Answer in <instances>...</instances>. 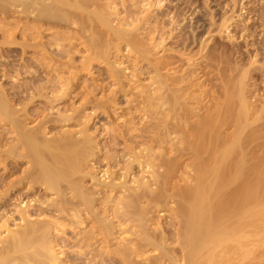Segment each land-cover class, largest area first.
<instances>
[{
	"label": "bare ground",
	"instance_id": "obj_1",
	"mask_svg": "<svg viewBox=\"0 0 264 264\" xmlns=\"http://www.w3.org/2000/svg\"><path fill=\"white\" fill-rule=\"evenodd\" d=\"M171 3L170 0H0V264H264L263 141L259 143L260 149L257 144V149L249 142L253 140L244 139L251 148L242 152L244 142L235 136L243 132H238L243 126H236L240 115L237 117L235 111L231 115L237 127L232 133L234 139L224 144L222 141L221 147L216 138L220 130L218 135L217 131L210 133L211 126L218 124L220 129L223 125L215 120L232 118L225 102L232 104L234 100L236 105L237 94L242 98V93H237L241 88L229 90L228 84L227 90L233 92L225 91L232 99L217 103L222 106L224 102L223 111L229 112V117L218 116L223 111L217 105L216 110L213 106L215 114L211 109L213 116L210 115L215 120L209 117L211 122H205L208 118L205 112V118H200V110L206 105L205 95L203 98L198 92L194 95L191 89L196 83L186 80L189 75L166 73L177 59L166 56L167 60L161 53L164 59L158 58L153 63L151 58L159 51L156 48H161L172 36H166L168 31L177 29L185 18L186 10L174 12ZM124 46L137 53L136 62L139 58L151 60L152 83L156 84L154 88L153 84L142 85L130 98L127 94L137 81L140 83L144 70L140 74L134 72L136 65L131 58L121 54ZM232 49L233 46L229 50ZM83 51L85 55H79ZM9 53L12 60H8ZM95 60L107 61L106 76L111 80L107 87L102 80L99 83V79L89 78L93 81L90 83L81 74L89 71ZM10 72L16 75L17 82L6 87L8 81L4 77H14ZM221 72L223 75L224 71ZM99 74L104 76L103 72ZM81 80L87 82L86 85L82 82L85 88L82 87L88 91L89 99L79 105L68 103L66 97L73 87L79 88ZM127 85L131 86L130 91ZM101 91L102 97L98 95ZM125 98L127 105L119 107L130 117L127 115L121 121L122 117L115 114L117 122L108 120L103 129L93 126L94 114H88L87 110L90 106L100 111L99 117L108 113L112 119V113ZM244 99L239 100L242 103ZM38 100L43 104L37 106ZM59 101L63 107L57 109L55 102ZM246 103L239 105V109L245 108L244 115L248 112L249 102ZM233 108L234 105L230 109ZM191 116L204 121L202 124L196 121L195 131L190 127L193 133L189 121L184 124L187 119L193 121ZM33 122L36 124L31 125ZM72 124L77 129H71ZM174 132L180 136H176L179 138L176 142ZM187 159L190 162L184 166ZM182 165L194 170L189 186L183 182L186 169L179 174L183 177L180 183L187 187L173 184ZM158 166L164 169L160 171ZM162 206L170 208L171 213L164 219L159 216V220L155 213ZM151 248L156 251L152 256L147 254Z\"/></svg>",
	"mask_w": 264,
	"mask_h": 264
},
{
	"label": "rangeland",
	"instance_id": "obj_2",
	"mask_svg": "<svg viewBox=\"0 0 264 264\" xmlns=\"http://www.w3.org/2000/svg\"><path fill=\"white\" fill-rule=\"evenodd\" d=\"M124 1V0H123ZM178 1V2H177ZM186 3H185V2ZM128 2V1H127ZM172 2V3H171ZM129 3V2H128ZM170 3H171V9H172V11H174V12H176L177 10H182L183 9V11H185L186 12V14H185V18H184V21L183 22H180L179 24H177L178 25V27L177 26H175V27H177V29L175 28L174 30H170V31H168V33L166 34V36L168 35L169 36V34H171L172 36H169L168 37V39H170V40H166V42H164L165 44H162V46H160L161 48H156V50L158 49L159 51H156V53H155V55L156 56H154V57H152L151 58V60L153 61H156V60H158V58H159V60L160 59H162L163 57L165 58L166 56H168L169 58H170V60H174V58H176L177 59V61L179 62V65H178V62H176L175 64H173L172 66H174V68L171 66L170 67V69H167L166 71L164 70L163 72H166V73H169L170 72V74H172V75H175V73H176V76L177 75H191V77L189 78V76H186V80H189L190 79V81H188L189 83H196V84H194L193 85V87H192V84H191V89H192V91L194 92V95H195V93H196V95H198V93H199V95H203V96H201L202 98L204 97V95H205V97L203 98V100H204V104H206L207 105V107H206V105H203L204 106V108L202 107V109L200 110L201 112H200V114L202 115V117H200L202 120H203V117H204V113L203 112H205V117L207 118H209V117H211L210 115H212V112H214V114H215V111H214V109L216 110V106L218 105V104H220L221 103V100H223V101H227V99L229 100V99H232L231 97V95H229V93H232L233 91H228L227 90V88H226V86H228V84H229V87H228V89L229 90H233V89H235L236 91L237 90H239L240 88V90L239 91H237V93L239 92V93H246V94H241V96H242V98L244 99V98H247L248 99V97H249V99L247 100H242V103H241V101L239 100V99H242L241 97L239 98L238 96H239V94H237L238 96H237V99L235 98V100H237V104L235 105V103L233 102L234 100H232V104H230V103H228V102H230V101H227V102H225L226 103V105L227 104H229L231 107L234 105V110L233 109H230L231 107L229 106V105H227V107H226V105L224 104L223 105V103L221 104L222 106H220V105H218V106H220V108L222 109V111L223 110H225V107H226V110L227 111H229L231 114H230V117H232V118H226L225 116H226V114H227V116L229 115L228 113L229 112H227V111H223V113L224 112H226V113H220L218 116H222L223 115V117H225L224 119H222V118H219V120H215L213 117H211V118H213V120H215V121H218L219 123H223V125H221V128L219 129V125L217 124V123H215V122H213L214 124H217V127H218V129H216L217 127L215 126V127H213V126H211V128L213 129V128H215V129H210V133H212L211 135H213V134H215V132H216V134L218 133V130H220L219 131V137L221 138V140L219 139V137H216L217 135H215V137L216 138H218V140H219V142H220V146L222 145V144H224V142L226 141V143L228 142V141H231L232 140V138L234 137V135H233V137H232V133H234V129H235V131H237L236 130V126H238V128H239V125L238 124H240V127L241 126H243V127H241L240 129H242V130H238V132H241V131H243L241 134H239V133H237L236 135L237 136H235V138H238V136H239V140H242V141H240L241 143L242 142H244L245 143V141L248 139V140H253L254 141V139L256 138V140L253 142V141H249L251 144L253 143L254 145H255V147L257 148V144L259 145L258 147H259V149L261 148V144H262V142H261V140L263 141V146H264V111H263V108H264V0H183V1H181V0H170ZM193 3V4H192ZM173 6H175V7H173ZM187 6V7H186ZM189 6V7H188ZM179 7V8H178ZM183 7V8H182ZM175 8V9H174ZM177 8V9H176ZM187 8V9H186ZM170 9V10H171ZM190 10V11H189ZM189 11V12H188ZM157 11H154V15H155V13H156ZM157 14V13H156ZM199 14V15H198ZM224 20V21H223ZM222 23H223V25H222ZM183 24V25H182ZM193 25V26H192ZM181 27H183V28H181ZM186 29V30H185ZM194 30V31H193ZM201 30V31H200ZM171 31H174V32H171ZM184 31H185V33H184ZM189 31H190V34H189ZM176 32V33H175ZM179 33V34H178ZM181 33V34H180ZM195 33V34H194ZM173 34H175V35H173ZM188 37H187V36ZM193 35H194V37H193ZM196 35V36H195ZM181 36V37H180ZM186 38H185V37ZM179 37V38H178ZM191 37V38H190ZM172 38V39H171ZM198 39V42L196 41L197 39ZM21 39V38H20ZM19 39V40H20ZM177 39H179V40H177ZM188 39V40H187ZM176 40V41H175ZM185 40V41H184ZM191 40H193V41H191ZM196 42H195V41ZM232 41V42H231ZM205 42V43H204ZM231 42V43H230ZM178 43V44H177ZM182 43V44H181ZM191 43V44H190ZM226 44V45H224V44ZM185 44V45H184ZM167 45V46H166ZM192 45V46H191ZM222 45V47H223V45L225 46V52H224V49L221 47L220 48V46ZM230 45V46H229ZM204 46V47H203ZM217 46H219V48L217 47ZM229 46V47H228ZM232 46H233V49L230 51L229 49H231L232 48ZM79 48H80V45L78 46ZM190 47V48H189ZM226 47H227V49H226ZM235 47V48H234ZM123 48H125V50L123 49L122 51H121V54H122V56H129V58H131L130 60H132L133 62H131L132 64H134V65H136L135 67H134V69L135 70H137V71H135L134 70V72H137V73H141V70H142V72H143V70H144V74L143 73H141V81H140V83H142V84H140V83H138V81L135 83V85L136 86H134L135 88L131 91V92H129L128 94L127 93H125V94H127L128 96L130 95L131 97H132V95H133V92H138L139 90H141L142 88H141V86L142 85H145V86H150V85H152L153 83V79H152V74H153V72H152V69H151V60H147V61H143V59L141 60L140 58H139V62L141 63V65H140V63L139 62H136V61H138V60H136V59H138L137 58V53L135 52V51H133V52H130L131 50H128V49H130L129 47H126V46H124ZM128 48V49H127ZM180 48V49H179ZM182 48V49H181ZM210 48V49H209ZM215 48V49H214ZM166 51H165V50ZM212 49V50H211ZM219 49V51L217 52V50ZM169 50V51H168ZM204 50V51H203ZM210 50H211V52H210ZM237 50V53L235 52ZM125 51V52H124ZM178 51V52H177ZM186 51V52H185ZM188 51V52H187ZM202 51V52H201ZM214 51H216L217 53H219V54H216V52H214ZM223 52V54L221 55V53ZM228 53H227V52ZM125 53V55H123L124 53ZM128 52H129V54H128ZM135 52V53H134ZM167 52H168V54H167ZM180 52V53H179ZM214 52V53H213ZM239 52V53H238ZM12 53V52H11ZM84 54V51L83 52H81V53H79V55L81 54L82 56H83V54ZM132 53V54H131ZM158 53V54H157ZM161 53H162V56H161ZM211 53V54H210ZM225 53V54H224ZM226 53H227V56H229L228 54H230V57H229V59L231 58V57H233L232 59H230V60H232V61H230L229 59H228V57L226 56ZM234 53H235V55H234ZM242 53H243V55H242ZM13 54H14V52H13ZM165 54V55H164ZM176 54H178V55H176ZM210 55V57H209V55ZM214 54L216 55V56H214ZM8 55H11L10 53L9 54H7V56ZM30 57H32L31 55H33V54H28ZM85 55V54H84ZM188 57H187V56ZM211 55H213V56H211ZM225 55V56H224ZM239 55V56H238ZM6 56V57H7ZM135 56H136V58H135ZM160 56V57H159ZM180 56V57H179ZM183 56V57H182ZM189 56H190V58H189ZM220 56V57H219ZM222 56H224V57H222ZM9 57V56H8ZM33 57H34V55H33ZM32 57V58H33ZM79 58H82V57H80V56H78ZM133 57V58H132ZM168 57H166L165 59H169ZM174 57V58H173ZM225 57L227 58V59H225ZM245 57V58H244ZM11 58V59H10ZM20 59H21V56L19 57ZM19 58H18V60H19ZM163 58V59H164ZM173 58V59H172ZM222 58H224V59H222ZM237 58H239V59H237ZM242 58V59H241ZM6 60L8 59V58H5ZM13 58L10 56L9 57V59L8 60H12ZM29 59V58H28ZM175 59V60H176ZM181 59V60H180ZM216 59V60H215ZM222 59V60H221ZM234 59V60H233ZM66 60V58L65 59H63L62 61L64 62ZM214 60V61H213ZM224 60V61H223ZM227 60V61H226ZM244 60V61H243ZM97 61H99V62H97ZM154 61H153V63H154ZM182 61V62H181ZM210 63H209V62ZM218 61V62H217ZM221 63H220V62ZM223 61V62H222ZM225 61H226V63H228V61H229V63L227 64L228 65V68H226L227 67V65H226V63H225ZM234 61V62H233ZM240 61V62H239ZM242 61H243V64H242ZM19 62H23V60L21 61H19ZM18 62V63H19ZM148 62H150V63H148ZM188 62V63H187ZM237 62H239V63H237ZM94 65H92L91 66V68H89L88 70L89 71H87V70H85V71H82L81 72V74L82 75H84L85 77H87L88 78V80H89V78H92V80H95V79H99L98 80V82L99 83H103L104 84V86H105V84H106V87H107V85H108V83L111 81V80H107V79H110L109 77L107 78V72L105 71V70H107V68H108V64H107V61H100V60H95L94 61ZM128 62H126V64H127ZM185 63V64H184ZM190 63V64H189ZM209 63V64H208ZM216 63L218 64H220V65H218V66H216ZM225 64V65H223V64ZM233 63V64H232ZM125 64V65H126ZM146 64H148V65H146ZM205 64V65H204ZM206 64H208V65H206ZM211 64V65H210ZM230 64V65H229ZM235 64H236V66H235ZM251 64V65H250ZM195 67H194V66ZM197 65V66H196ZM210 65V66H209ZM222 65L224 66V67H222ZM240 65H242L241 67H240ZM245 65V67H243ZM247 65V66H246ZM97 66V67H96ZM149 66V67H148ZM179 66V67H178ZM190 66V67H189ZM205 68H204V67ZM208 68H207V67ZM232 66H233V68H232ZM238 66V67H237ZM104 68V71H102V69ZM180 67H181V69H180ZM187 67V68H186ZM211 67V68H210ZM258 67V68H257ZM260 67H261V69H260ZM100 68V69H99ZM176 68V69H175ZM195 70V72H193L194 70ZM200 68V69H199ZM211 70H210V69ZM224 68H226V69H224ZM235 68V69H234ZM257 68V69H256ZM34 68L32 67L31 68V70H33ZM99 69V70H98ZM149 69V70H148ZM173 69V70H172ZM175 69V70H174ZM178 69V70H177ZM185 71H184V70ZM189 69V70H188ZM191 69V70H190ZM204 69L206 70V71H204ZM207 69H209V70H207ZM221 69V70H220ZM228 69H229V71H228ZM231 69V70H230ZM232 69H234V71L232 70ZM241 69V70H240ZM96 70V71H95ZM145 70H146V72H145ZM148 70V71H147ZM193 70V71H192ZM200 70V71H199ZM203 70V71H202ZM225 70H227L228 71V73L230 74H228L227 73V71L225 72ZM93 71V72H92ZM101 71V72H100ZM130 71V70H129ZM176 71V72H175ZM181 71V72H180ZM184 71V72H183ZM197 71V72H196ZM208 71H209V73H208ZM212 71H214V72H212ZM221 71H224L223 72V75H221L222 74V72ZM236 71H240L239 73L237 72V74H238V76L235 74L236 73ZM90 72H92V73H90ZM96 72V73H95ZM102 72H103V75L104 76H99L100 74L99 73H101L102 74ZM105 72V73H104ZM188 72V73H187ZM200 72V73H199ZM210 72H212L211 74H210ZM221 72V73H220ZM10 73H12V72H10ZM185 73V74H184ZM204 73H205V75H204ZM224 73H226V74H224ZM99 74V75H98ZM203 74V75H202ZM214 74V75H213ZM220 74V75H219ZM228 74V75H227ZM240 74H242V76L240 75ZM12 75H13V73H12ZM15 75V74H14ZM13 75V76H14ZM195 75V76H194ZM201 75V76H200ZM207 75V76H206ZM212 75V76H211ZM216 75H217V77H220V78H217L216 77ZM219 75V76H218ZM225 75V77L227 78H225V77H223ZM227 75V76H226ZM234 75H236L235 77H234ZM246 75V76H245ZM16 76V75H15ZM14 76V77H15ZM197 76V77H196ZM206 76V77H205ZM214 76V77H213ZM229 76V77H228ZM233 76V77H232ZM11 77V75L10 76H8L7 78L6 77H4V80L6 79V81H8V82H6V87H10L11 85H10V82L12 83V82H17L16 80H17V78L15 77ZM99 77V78H98ZM106 77V78H105ZM148 77H150V80H149V78ZM193 77V78H192ZM213 77V78H212ZM222 77H223V79L225 80L226 79V81L225 82H223L222 80H220V79H222ZM233 79H232V78ZM236 77H238V79H236ZM239 77H241V78H239ZM192 78V79H191ZM211 79V80H209V79ZM232 80H231V79ZM14 79V80H13ZM16 79V80H15ZM106 79V80H105ZM137 79V78H136ZM213 79H214V81H213ZM216 79V80H215ZM219 79V80H218ZM237 81H236V80ZM102 80V81H101ZM144 80V81H143ZM193 80V81H192ZM199 80H200V82H199ZM203 80V81H202ZM208 80V81H207ZM230 80V81H229ZM234 80V81H233ZM241 80V81H240ZM21 81V80H20ZM101 81V82H100ZM104 81H106L105 83H104ZM151 81V84L149 83ZM197 81H198V83H197ZM212 82V83H210V82ZM227 81H228V83H227ZM232 81L234 82V84L236 85H234V84H232ZM240 83H239V82ZM3 82V81H2ZM86 85V83L87 82H85L84 80H81V85L79 86V88L78 87H76L75 86V88L73 89L72 88V91H71V89H70V91H71V93H70V95L68 96V97H66L67 99H68V103H71V101H72V103L74 104V103H76L75 105H79V104H81V102H85L86 101V99L88 100L89 99V97H90V95L88 94V91L87 90H84V84ZM89 82L91 83H93V81H91V79L89 80ZM203 84H202V83ZM215 82H216V84L219 86V88H218V86L215 84ZM236 82V83H235ZM239 83V85H238V83ZM253 82H255V83H253ZM257 82V83H256ZM1 83V82H0ZM143 83H145V84H143ZM148 83V84H147ZM205 83H206V85H205ZM225 85H224V84ZM226 83H227V85H226ZM231 83V84H230ZM248 83H249V85H248ZM253 84V85H250V84ZM102 84V85H103ZM202 84V85H201ZM211 84H213L215 87H213V85H211ZM224 86V87H222V85ZM255 84H257V85H255ZM139 85V86H138ZM197 85V86H196ZM245 85H248V86H245ZM34 86H36V85H34ZM84 88H83V87ZM138 86V87H137ZM156 86V84H153L152 85V87L154 88ZM207 86V87H206ZM212 86V87H211ZM249 86H251V87H249ZM82 87V88H81ZM111 87H113V86H111ZM129 87V88H128ZM140 87V88H139ZM142 87H144V86H142ZM195 87H197V88H195ZM247 87V88H246ZM65 88V87H64ZM115 88H116V86H115ZM127 90H129L130 91V89H132L131 88V86H128L127 85ZM207 88V89H206ZM212 88H213V90H212ZM221 88V89H220ZM224 88V89H223ZM231 88V89H230ZM245 88V89H244ZM253 88V89H252ZM107 89V88H106ZM113 89V88H112ZM138 89V90H137ZM196 89H199V90H197L196 91ZM201 89V90H200ZM217 89H219V90H217ZM244 89V90H243ZM246 89L248 90V91H246ZM252 89V92L251 91H249V90H251ZM33 90V89H32ZM79 90V91H78ZM205 90V91H204ZM212 90V91H211ZM217 90V91H216ZM229 92L228 94H227V92ZM235 90H234V93H236L235 92ZM242 90V91H241ZM257 90V91H256ZM82 92V94H80L81 92ZM202 91H204V92H201ZM206 91L208 92V93H206ZM216 93H215V92ZM223 91H225V92H223ZM243 91H245V92H243ZM76 92V93H75ZM104 92V91H103ZM108 92V91H107ZM192 92V93H193ZM198 92V93H197ZM222 93L221 95L222 96H218L217 95V97L215 96L217 93L218 94H220V93ZM251 93V95H250V93ZM86 93V94H85ZM101 93H102V91L101 92H99V96L100 97H102V95L104 94H102L101 95ZM211 93H213V95H211ZM249 93V94H248ZM84 94H85V96L86 95H89L88 97L86 96H84ZM207 94V95H206ZM208 94H209V96H208ZM78 95H81V97L80 96H78ZM224 95H225V97H224ZM229 95V96H228ZM235 96H236V94H234ZM246 95H247V97H246ZM249 95V96H248ZM255 95H257V96H255ZM77 96V97H76ZM98 96V97H99ZM127 96V97H128ZM130 96L128 97V98H130ZM208 96V98H206ZM212 96V97H211ZM77 99H76V98ZM222 97V98H221ZM227 97H230V98H227ZM74 98L76 99V100H74ZM216 98V99H215ZM220 98V99H219ZM239 98V99H238ZM70 99V100H69ZM81 99H83L84 101H82ZM126 99V100H125ZM125 99H123L124 100V102L122 101V104L120 103V104H118V107H116V109L115 110H117L116 112H114V114L112 113V115H114V117L113 118H115V120H113V118L111 119L110 117V114H108V113H102L101 115H100V117L98 116V114L100 113V111L99 110H97V112H96V109L95 108H93V105L92 104H89V105H92V106H90V108H88L87 110L89 111V113H88V111H87V113L88 114H90L91 112V114L90 115H92V114H94L93 116V118H95V123H94V127H98V128H102L103 126V124H105V125H107L108 123L106 122V121H116L117 120V117L115 116V114H118V115H120V118L121 119H119V116H118V119L119 120H123L124 119V117L126 118V116L128 115L126 112V110H122V108L121 107H125L127 104V98H125ZM216 101V103H215V101ZM217 99H218V101H217ZM212 100H213V102H212ZM256 100V101H255ZM70 101V102H69ZM208 101H211V102H208ZM243 101H245V103H246V101H247V103L246 104H248V102H249V104H248V106H246V109L248 110V112L246 111L245 112V115H244V111L243 110H245V108L243 109V107H242V109H241V107H240V109H239V105L240 106H243L242 104H243ZM254 101V102H253ZM39 102H40V104H39ZM240 102V104H238ZM207 103H209V104H207ZM216 105H215V104ZM218 103V104H217ZM251 103V104H250ZM254 103V104H253ZM256 103V104H255ZM259 103V104H258ZM43 103H41V101L40 100H38L37 102H36V105L38 106V105H42ZM55 104L56 105H58L56 108L57 109H59V108H61V107H63V105H62V103L59 101V103L58 102H55ZM261 104V105H260ZM62 105V106H61ZM124 105V106H123ZM196 105V104H195ZM194 105V106H195ZM208 105L210 106L209 108H208ZM254 105L256 106V107H254ZM60 106V107H59ZM119 106H121V107H119ZM213 106H215V108L213 107ZM236 106V107H235ZM252 106V107H251ZM59 107V108H58ZM238 107V108H237ZM249 109H248V108ZM258 107H260V109L258 108ZM207 108H208V110H210V111H208L207 110ZM214 108V109H213ZM219 108V107H218ZM224 108V109H223ZM256 108H257V111H256ZM57 109H55V114L57 113ZM120 109V110H119ZM204 109V110H203ZM206 109V110H205ZM211 109H212V112H211ZM221 109L219 110V112H221ZM239 109V110H238ZM255 110L256 112H254V111H252V110ZM259 109V110H258ZM120 113H119V112ZM122 111V112H121ZM126 111V112H125ZM197 111H198V109H197ZM235 111V112H237L236 113V116L238 117L239 115L241 116V118H240V116H239V118H236V116H235V118L237 119L236 120V122L238 121V123L236 124V126H235V123L236 122H233V119H234V113L233 112ZM240 111V112H239ZM71 112V111H70ZM96 112V113H95ZM126 114H125V113ZM210 112H211V114H210ZM252 112H254V113H252ZM259 112V113H258ZM260 112H262L261 113V115H260ZM122 113V114H121ZM123 113L125 114V115H123ZM232 113L234 114L233 116H231L232 115ZM241 113V114H240ZM108 116H107V115ZM137 114V113H136ZM238 114V115H237ZM251 114V115H250ZM123 115V116H122ZM207 115H209V116H207ZM225 115V116H224ZM244 115V116H243ZM258 115V116H257ZM263 115V116H262ZM105 116V117H104ZM129 116V115H128ZM213 116V115H212ZM248 116H250V117H248ZM257 116V117H256ZM262 116V117H261ZM109 117V118H108ZM130 117V116H129ZM192 118V120L193 121H191V120H189V119H187L186 120V122L184 123V124H186L188 121H189V128L191 127L192 129L194 128V125L198 122V123H200V124H202L204 121L205 122H207V120L209 121V122H211V120H210V118L208 119H206V120H204L202 123H201V121H200V118L199 117H197V116H191ZM204 117V118H205ZM229 117V116H228ZM243 117V118H242ZM247 117V118H246ZM253 117V118H252ZM97 118H99L98 119V121H99V123H98V121H97ZM190 118V117H189ZM249 118L251 119H254V121L255 122H253V120L251 119V120H249ZM255 118L257 119V120H255ZM258 118H261L260 120L258 119ZM39 119V118H38ZM41 119V118H40ZM197 119V120H196ZM218 119V118H217ZM230 119H232V124H230L231 123V120ZM239 119V120H238ZM101 120V121H100ZM118 120V121H119ZM136 120H138V119H136ZM221 120H224V122L223 121H221ZM225 120H227L226 122H227V125L225 124L226 122H225ZM246 120V121H245ZM263 120V121H262ZM197 121V122H196ZM221 121V122H220ZM235 121V120H234ZM260 121V122H259ZM35 122L37 123L38 122V120H35ZM35 122H33L31 125H35L36 123ZM93 122H94V120H92L90 123L91 124H93ZM117 122V121H116ZM191 122V123H190ZM240 122V123H239ZM246 122V123H245ZM250 122V123H249ZM262 122V123H261ZM197 123V124H198ZM244 125H243V124ZM254 123H255V125H254ZM261 123V124H260ZM190 124H192L191 126H190ZM196 124V125H197ZM200 124H199V126H200ZM229 124V125H228ZM245 124H246V127H248L247 129H246V127H245ZM248 124V125H247ZM195 125V126H196ZM224 125H226L225 127H227V128H225L224 127ZM231 125V126H230ZM234 125V126H233ZM250 125V126H249ZM254 125V126H253ZM259 125V126H258ZM74 125L72 124L70 127H72L71 129H77V127H76V125L73 127ZM193 126V127H192ZM262 126H263V128H262ZM198 127V126H197ZM224 127V128H223ZM233 129L232 130V132H230L231 131V128ZM235 127V128H234ZM259 127V128H258ZM104 128V127H103ZM102 128V129H103ZM190 128V129H191ZM196 128V127H195ZM243 128H245V129H243ZM261 128V129H260ZM95 129V128H94ZM99 129V130H100ZM191 129V132L193 133V130L195 131L196 129H193L192 130ZM198 129V128H197ZM224 129V130H223ZM254 129V130H253ZM225 130H227V133H225ZM261 130H263V131H261ZM190 131V130H189ZM229 131V132H228ZM246 131V132H245ZM248 131L251 133L252 131H254V132H252L253 134L252 135H250V133L248 134ZM256 131V132H255ZM181 132V131H180ZM179 131H177V133H180ZM191 132H190V134H191ZM214 132V133H213ZM222 132V133H221ZM175 133V134H174ZM173 134H172V137H174V138H176V139H174V141L176 142V140L178 141L179 140V138H180V136H178V135H181V133L180 134H178L177 135V133L176 132H174ZM228 133H229V136L231 137V138H229V136H228ZM231 133V134H230ZM244 133H246V134H244ZM256 133V134H255ZM183 134V133H182ZM227 134V135H226ZM259 134H263V136H259ZM52 135V134H51ZM50 135V136H51ZM210 135V134H209ZM222 135V136H221ZM243 135H244V137H243ZM245 135H249V136H246L245 137ZM256 137H255V136ZM179 137V138H177V137ZM228 136V137H227ZM253 136V137H252ZM259 137V139L257 140V138ZM243 139H242V138ZM210 138V137H209ZM226 138V139H225ZM250 138V139H249ZM261 138V139H260ZM234 139V138H233ZM244 139H246V140H244ZM247 140V141H248ZM223 141V142H222ZM221 142H222V144H221ZM261 142V144H259ZM242 143V146H241V149H242V152L245 150V149H247V148H251V144H250V146L249 147H247L246 145H247V143ZM252 144V145H253ZM253 145V146H254ZM222 147V146H221ZM258 149V148H257ZM186 162H190V160L189 159H187V161H184L183 162V165L184 166H186ZM249 162V161H248ZM189 163H187V165H188ZM247 164V163H246ZM182 165V167H181V170H179L178 171V173H176L174 176H175V178H176V180L178 181V183H176V180H175V178L173 177L172 178V180L174 181L175 180V183H173V184H181L182 185V183L184 182V184H185V182H186V185H188L189 186V184L191 185L192 183H193V178H191L193 175L192 174H194V170H192L191 168L192 167H190V166H187L188 168H186L185 167V169H184V166ZM248 165H249V163H248ZM246 166V165H245ZM159 167V166H158ZM173 169H174V167L173 166H171ZM190 167V168H189ZM247 167V166H246ZM140 168V167H139ZM140 169H142V168H140ZM164 169V168H163ZM162 168L160 169V167H159V170L161 171V170H163ZM187 172V170H188V174L185 172V174L183 175V176H185V178H184V180L185 181H183V182H181L180 183V181H182L183 180V177L181 176V175H179L180 174V172H181V174L184 172V170ZM138 171L140 172L139 174H141V171L138 169ZM177 172V171H176ZM190 172V173H189ZM192 172V173H191ZM138 174V175H139ZM189 176H187V175ZM181 177V179H180V177ZM189 178V179H188ZM191 178V179H190ZM189 181H188V180ZM192 182H191V181ZM190 182V183H188V182ZM188 183V184H187ZM186 185H184V186H186ZM177 186H180V185H177ZM183 186V185H182ZM183 186V187H184ZM181 187V186H180ZM187 187V186H186ZM171 206H174V204H171ZM164 208V209H163ZM166 209V210H165ZM170 208H168V207H164V206H162V207H160L157 211H156V213H155V215H157L158 217H156V218H158L159 220H161V219H164L165 217H167L168 215H169V213H171L170 212V210H169ZM167 211V212H166ZM159 214V215H158ZM166 214H168V215H166ZM164 215V216H163ZM159 216H161V217H163V218H159ZM147 254L149 255H154V254H156V251L154 250V249H150L148 252H147Z\"/></svg>",
	"mask_w": 264,
	"mask_h": 264
}]
</instances>
